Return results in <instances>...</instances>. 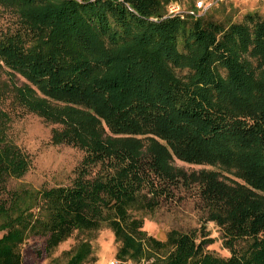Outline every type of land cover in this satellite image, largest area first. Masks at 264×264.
I'll list each match as a JSON object with an SVG mask.
<instances>
[{
	"label": "trees",
	"instance_id": "1",
	"mask_svg": "<svg viewBox=\"0 0 264 264\" xmlns=\"http://www.w3.org/2000/svg\"><path fill=\"white\" fill-rule=\"evenodd\" d=\"M172 1L197 0H0V70L24 79L0 77V264L53 260L71 239L62 264H96L103 228L121 260L264 264V15L217 0L170 16ZM7 97L58 125L52 144L84 152L69 184L8 186L30 159L9 135ZM179 181L198 188L199 225L148 233Z\"/></svg>",
	"mask_w": 264,
	"mask_h": 264
},
{
	"label": "rangeland",
	"instance_id": "2",
	"mask_svg": "<svg viewBox=\"0 0 264 264\" xmlns=\"http://www.w3.org/2000/svg\"><path fill=\"white\" fill-rule=\"evenodd\" d=\"M209 1V0H208ZM237 8V17H241L246 11H259L264 15V0H230ZM4 15V16H2ZM0 18L6 16L0 10ZM2 81H11L15 85H21L24 79L19 75L8 77L6 72L0 70ZM7 97L3 107L9 111L12 119L9 123V135L15 143L28 155L30 166L28 171L19 179L10 180L9 187L18 183H25L34 188H48L59 184H69L75 176L84 152L74 146L66 144H52V130L58 127L45 121L31 112L22 108L13 109L12 99ZM172 164L187 173L199 171L200 169H211L207 165L188 164L178 159H173ZM191 182V181H190ZM170 197H160V203L148 215L144 228L148 233L164 238L165 231L170 228L189 231L196 228L203 215L201 201L198 197V188L192 183H181L172 186ZM211 234L216 235L217 229L208 224ZM73 240H69L58 248L52 259L48 258L40 264H62L65 256L62 249L69 247ZM96 264H105L114 257L117 243L114 241L113 233L103 228L95 234L92 241ZM210 250L217 255H227L228 252L217 242L211 245Z\"/></svg>",
	"mask_w": 264,
	"mask_h": 264
},
{
	"label": "built area",
	"instance_id": "3",
	"mask_svg": "<svg viewBox=\"0 0 264 264\" xmlns=\"http://www.w3.org/2000/svg\"><path fill=\"white\" fill-rule=\"evenodd\" d=\"M217 0H197L196 7L191 9H183L179 3L176 1H172L169 3L167 8V14L170 16L179 15L180 17H184L185 15H190L193 17H198ZM151 260L146 258H142L139 261L135 262L130 259L121 260L116 257L110 258L105 264H150Z\"/></svg>",
	"mask_w": 264,
	"mask_h": 264
}]
</instances>
